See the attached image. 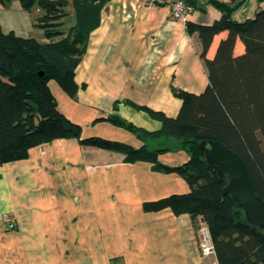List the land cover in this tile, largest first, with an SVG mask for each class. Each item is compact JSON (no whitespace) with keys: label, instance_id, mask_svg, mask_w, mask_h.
<instances>
[{"label":"crops","instance_id":"obj_1","mask_svg":"<svg viewBox=\"0 0 264 264\" xmlns=\"http://www.w3.org/2000/svg\"><path fill=\"white\" fill-rule=\"evenodd\" d=\"M196 5L189 11L190 21L211 24L221 17L205 0ZM261 7L264 1L245 0L234 16H252ZM0 25L27 36L33 27L30 11L17 0L0 3ZM226 34L214 35L208 57ZM242 51L237 39L234 53ZM74 79L79 86L74 97L54 80L49 86L58 109L81 126L82 136L149 148V140L155 139L159 146L151 149L169 148L158 154L160 162L179 165L188 160L177 141L161 145L172 142L171 137L136 134L106 119L115 113L155 131L160 121L123 100L175 116L181 100L172 88L199 93L206 87L199 43L167 5L108 0L89 33ZM153 165L145 159L127 161L120 151L81 144L74 137L33 146L26 158L1 164L0 218L8 213L13 220L7 224L0 219V264H218L214 251L200 252L188 213L175 214L170 207L144 209L146 201L189 190L177 172Z\"/></svg>","mask_w":264,"mask_h":264},{"label":"trees","instance_id":"obj_2","mask_svg":"<svg viewBox=\"0 0 264 264\" xmlns=\"http://www.w3.org/2000/svg\"><path fill=\"white\" fill-rule=\"evenodd\" d=\"M17 1L24 10L37 11L33 25L43 31L45 41L4 31L0 25V165L26 158L33 146L69 137L81 144L120 151L127 161L150 160L156 170L177 172L189 190L146 201L145 210L170 207L175 214L188 213L198 242L201 218L209 229L218 264H264V227L249 223L231 196L223 193L227 180L219 177L200 150L201 142L208 139L232 148L242 157L254 191L264 199V7L253 16L238 19L234 12L245 0H205L221 17L211 24L186 20L188 34L195 35L199 43V57L208 77L206 87L199 93L172 88L181 100L175 116L123 100L160 121L159 129L147 131L115 113L106 117L136 134L175 138L189 158L168 165L158 160V154L168 147L151 149L145 143L134 147L119 140L82 136L81 126L60 112L50 89L49 81L54 80L69 96H75L79 87L75 69L108 0ZM69 4L74 22L66 26ZM188 4L196 7L197 0ZM221 31L227 34L208 57L213 37ZM237 39L243 44L239 54L234 53Z\"/></svg>","mask_w":264,"mask_h":264},{"label":"water","instance_id":"obj_3","mask_svg":"<svg viewBox=\"0 0 264 264\" xmlns=\"http://www.w3.org/2000/svg\"><path fill=\"white\" fill-rule=\"evenodd\" d=\"M200 150L219 177L227 180L223 193L231 196L249 223L263 228L264 199L254 191L242 157L220 140H203Z\"/></svg>","mask_w":264,"mask_h":264},{"label":"built area","instance_id":"obj_4","mask_svg":"<svg viewBox=\"0 0 264 264\" xmlns=\"http://www.w3.org/2000/svg\"><path fill=\"white\" fill-rule=\"evenodd\" d=\"M149 5L153 4H164L171 9V14L174 18L186 21L188 19L189 11L193 8L192 5L188 4L183 0H146ZM11 217L9 214L3 213L1 220L7 224H11ZM198 235H199V249L202 254H208L213 252V244L210 236L209 229L205 222L199 218L198 220Z\"/></svg>","mask_w":264,"mask_h":264},{"label":"rangeland","instance_id":"obj_5","mask_svg":"<svg viewBox=\"0 0 264 264\" xmlns=\"http://www.w3.org/2000/svg\"><path fill=\"white\" fill-rule=\"evenodd\" d=\"M71 9H72V6H71V4H69L67 7H66V10L68 11V15L66 16V18H65V20L66 21H74V17H73V10H72V12H71ZM72 14V15H71ZM35 15H36V13H35V11L34 10H32V11H30V17L32 18V24H33V20H34V17H35ZM71 15V16H70ZM253 16V15H252ZM69 22H67L66 23V26H68L69 24H68ZM27 36H31V37H35L36 39H38L39 41H45V38H44V35H43V31L40 29V28H38V27H36V26H34L33 25V27H32V32H30V34H28ZM171 140H172V142H164V143H162L161 145L162 146H169V145H171L173 142H176V139L175 138H171ZM155 142H157V143H155ZM158 142H160V141H155V139H150L149 140V146L151 147V148H153V147H158L159 145H158ZM8 214V213H7ZM9 217H11L10 219H11V222H12V220H13V218H12V216H10L9 215Z\"/></svg>","mask_w":264,"mask_h":264}]
</instances>
